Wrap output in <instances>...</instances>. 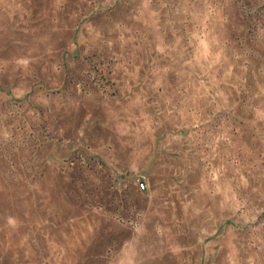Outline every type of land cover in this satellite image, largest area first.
Wrapping results in <instances>:
<instances>
[{
  "label": "rangeland",
  "instance_id": "374dc122",
  "mask_svg": "<svg viewBox=\"0 0 264 264\" xmlns=\"http://www.w3.org/2000/svg\"><path fill=\"white\" fill-rule=\"evenodd\" d=\"M0 264H264V0H0Z\"/></svg>",
  "mask_w": 264,
  "mask_h": 264
}]
</instances>
